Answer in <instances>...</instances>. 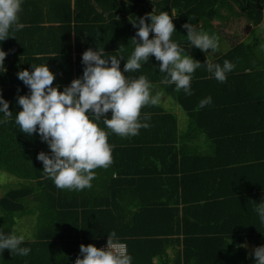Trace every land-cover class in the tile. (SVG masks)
<instances>
[{
    "label": "trees",
    "instance_id": "16d2710c",
    "mask_svg": "<svg viewBox=\"0 0 264 264\" xmlns=\"http://www.w3.org/2000/svg\"><path fill=\"white\" fill-rule=\"evenodd\" d=\"M21 7L20 22L25 27L10 29L9 37L0 41V48L8 53L6 71L0 73V95L12 113L0 125V170L15 178L5 183V193L0 191V229L23 234L15 228L17 221L29 215L35 221L30 233L23 234L21 246L29 247V254L11 255L5 249L0 264H74L81 244L100 248L113 232L127 243L132 264H254L253 249L264 245V224L255 211L256 203L264 201V0H24ZM172 8L177 15L171 38L201 63L192 74V94L160 83L165 74L159 72V61L153 56L126 75H145L154 86L152 95L163 90L173 105L198 119V126L191 120L189 130L180 129L174 112L163 111L158 101L146 105L141 114L150 115V127L132 137L108 136L114 145L112 163L94 170L90 188H57L36 159L38 152L50 151L47 145L39 135L21 132L15 123L21 110L17 97L29 91L16 73L47 63L56 75L53 85L63 90L82 75L85 50L104 48L106 55L127 59L137 31L131 21L143 16L147 23V14L171 13ZM235 14L246 17L258 30L251 31V40L249 36L226 50L219 40L218 50L224 51L211 61L222 64L227 59L235 65L221 83L207 73L205 52L189 48L182 25L198 24L219 37L217 25ZM188 16L193 19L188 21ZM124 63L121 60L122 71ZM209 95L212 103L199 107V101ZM205 111L219 125L215 130L209 131L201 115L197 117ZM223 120L230 130H223ZM99 126L104 127L102 120ZM189 134L205 135L215 145L222 143L216 145L218 149L225 148L217 155L208 148L194 161L185 156L177 159L186 149ZM233 135L245 145L229 137ZM203 163L207 174L223 172L225 187L233 184L224 191L225 200L235 205H229L222 230L217 208L221 199L214 200L218 195L209 197L198 191L212 201L188 194L195 191L192 186L198 183ZM199 198L214 206L213 210L202 212Z\"/></svg>",
    "mask_w": 264,
    "mask_h": 264
},
{
    "label": "clouds",
    "instance_id": "9594fccd",
    "mask_svg": "<svg viewBox=\"0 0 264 264\" xmlns=\"http://www.w3.org/2000/svg\"><path fill=\"white\" fill-rule=\"evenodd\" d=\"M23 2L0 0V41L9 37L10 29L18 31L25 27L20 22ZM176 15V9L172 8L171 13L147 14V23L143 16L131 21L137 31L133 37L134 49L127 59L106 55L104 48H88L81 56L82 75L63 90H58L59 84L53 85L56 75L47 63L31 65V71L24 69L16 73L29 91L17 97L21 110L15 116V123L21 132L29 136L35 133L47 145L50 151L38 152L36 159L42 162L43 173L57 188L76 191L90 188L96 175L94 170L107 168L112 163L114 145L108 142V136L114 133L132 137L138 135L141 128L150 127V115H142L141 109L156 103L157 97L152 95L154 86L143 74L126 75L140 69L150 56L159 61V72L165 74L160 83L174 84L176 91L192 94V74L201 63L189 53L185 54L184 48L171 38L176 32L173 23ZM192 19L188 16V21ZM182 27L186 29L189 48L195 47L201 52L218 50L217 34H210L190 22ZM7 55L0 48V73L6 71ZM121 60L125 61L123 71ZM203 65L210 77L221 83L235 67L227 59L220 64L206 58ZM211 103L209 95L201 99L198 106L202 108ZM109 112L110 116L106 115ZM11 115L9 102L0 95V125L6 124ZM101 120L104 127L99 126ZM256 205L259 221L264 224V201ZM24 241L23 234L0 229V253L7 249L11 255L27 256L31 249L21 246ZM252 256L254 264H264V245L254 248ZM74 264H132V256L113 232L108 234L104 248L81 244Z\"/></svg>",
    "mask_w": 264,
    "mask_h": 264
},
{
    "label": "crops",
    "instance_id": "0c3cea01",
    "mask_svg": "<svg viewBox=\"0 0 264 264\" xmlns=\"http://www.w3.org/2000/svg\"><path fill=\"white\" fill-rule=\"evenodd\" d=\"M244 19L247 20V18L243 17V20ZM247 22H248V20H247ZM243 24H245V23H243ZM250 26L252 27L251 23H250ZM262 26H264V20H263ZM250 33L244 39L249 37L251 35ZM244 39H242V40H244ZM240 41H237V42H240ZM237 42H235L233 45L232 44H228L227 48L234 46ZM225 43H227V41ZM226 49H224V50H226ZM224 50L220 49V50H217L215 52H211V49H209V50H206L205 54H206L208 60H212L214 57H217V56L221 55ZM243 91L245 92L244 89H243ZM154 96L157 97V101L160 104H162L163 107L165 106L164 104L166 102L168 103L171 100L170 95H167L166 93H164L163 90L159 91V94L156 93ZM164 110H168V111H171V112L175 113L176 117L178 118V123H179L178 127L180 129L189 130V128H190L189 124H190L191 120H193L194 124L196 126H198V119L197 118L195 119L194 115H191L188 110L182 108L178 104L168 105V106L163 108V111ZM200 115L204 119V121H205L204 123H205L206 127L210 129L209 131L215 130V128H217L219 126L215 122H212L213 120L210 121L208 116L207 117L205 116L206 115V111L203 114L197 115V117L200 116ZM199 121H200V119H199ZM221 125H226V128L223 129V130H230V127L228 126V124L224 123V120L221 122ZM243 125L245 127H247V125H245V124H243ZM226 135H229V134H226ZM229 137H233V138L237 137L238 140L242 139L241 137H238V136H235V135L229 136ZM187 139H188L187 142H185L186 149H184V152H183V150L180 151L181 154L178 155L177 159H182L185 156V157H187L188 161H192V160L194 161L195 158H197V156L200 155L199 152L206 151V150H208V148L210 149L209 151H211L212 153H214L216 155L218 154V152L221 149L225 148L224 146H222V148L218 149L216 145H221L222 143H217L215 145L212 142H210L209 137H205V135L192 137L189 134V137H187ZM238 140H234V141H238ZM243 141L244 140H241V142L245 145V142H243ZM134 143H137V141H135V142H133L131 144H134ZM179 144L180 143L177 142L176 145L179 146ZM236 150H237V148H236ZM208 160L209 159H206L205 161H208ZM199 171H200V174L197 175L198 176V178H197L198 183H197V185L192 186V187H195V191H194V193H188V194L197 195L198 191H199V192H201V194H203L205 196H209V197H210L211 193H216L218 195V197H216L214 200L221 199V201L219 203H217V208L219 210L218 213H220L221 217L223 218V220L220 221V224H219L220 225L219 229L222 230L221 228L222 227H226V225H227V219L229 217L227 211L229 209V205H235V203H231V202L225 200L226 194H225L224 191L227 189V187H231L233 184H229V185H227L225 187V182L221 181V179H225V175L223 174V172L207 174L206 172L208 170L205 169L204 163L202 164V168ZM189 173H193V172L189 171ZM192 178H194V177H192ZM255 182H256V185H257L259 181H255ZM220 192H223V193L220 194ZM197 196H199V197H201L203 199H206V200H212L213 201V199L206 198L204 196H200V194H198ZM201 198H199L200 199L199 203L202 204V212L207 211L208 208H211V210H213L214 206L208 205L209 202L204 201ZM244 204H245V201H244ZM251 208H252V206L250 207V209ZM227 239H230V238H227Z\"/></svg>",
    "mask_w": 264,
    "mask_h": 264
},
{
    "label": "rangeland",
    "instance_id": "374dc122",
    "mask_svg": "<svg viewBox=\"0 0 264 264\" xmlns=\"http://www.w3.org/2000/svg\"><path fill=\"white\" fill-rule=\"evenodd\" d=\"M225 16L227 15L224 14ZM246 18V17H245ZM222 24L217 25V30L220 31L219 40H221V44L223 49L227 48L228 44H234L237 41H240L244 39L252 30H258L256 27H251L250 22L247 20H243V17H240L239 15H233V16H227L226 19H223ZM245 23V24H243ZM262 32V31H261ZM258 32V33H261ZM250 40L252 37L250 36ZM227 41V43H225ZM221 47V49H222ZM173 104V102L169 101L166 102L164 107ZM12 179L15 180V178L9 174L8 172L4 170H0V191L1 193H5L6 190H8V186L5 185V183L12 181ZM15 185V184H14ZM35 217L32 215L21 217L16 225L15 228L19 230L20 233L27 234L29 232V228H34L31 224H34ZM15 229V230H17ZM30 233V232H29Z\"/></svg>",
    "mask_w": 264,
    "mask_h": 264
},
{
    "label": "built area",
    "instance_id": "2783aa9c",
    "mask_svg": "<svg viewBox=\"0 0 264 264\" xmlns=\"http://www.w3.org/2000/svg\"><path fill=\"white\" fill-rule=\"evenodd\" d=\"M120 242H123L125 245H126V249H127V244H126V242L125 241H121V240H119ZM107 242V241H106ZM106 242H104V243H102L101 244V246H100V248H104V247H106Z\"/></svg>",
    "mask_w": 264,
    "mask_h": 264
}]
</instances>
